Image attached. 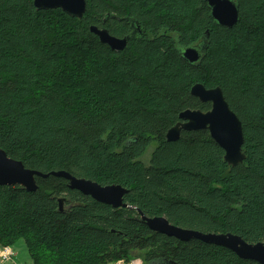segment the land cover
Masks as SVG:
<instances>
[{"label":"trees","instance_id":"trees-1","mask_svg":"<svg viewBox=\"0 0 264 264\" xmlns=\"http://www.w3.org/2000/svg\"><path fill=\"white\" fill-rule=\"evenodd\" d=\"M239 3L240 19L229 27L204 0H87L81 19L62 8L37 9L34 0H0V147L43 173L121 184L133 206L96 201L52 174L36 176V191L0 185L2 246L23 238L33 264L136 257L144 264H261L155 231L142 219L166 216L185 228L264 240V0ZM128 15L142 34L122 51L90 30L105 20L123 37L132 31ZM207 30L208 48L194 65L181 50ZM196 82L221 86L241 119L243 163L229 165L208 130L167 141L183 110L211 108L191 95ZM152 143L145 165L140 157Z\"/></svg>","mask_w":264,"mask_h":264},{"label":"water","instance_id":"water-1","mask_svg":"<svg viewBox=\"0 0 264 264\" xmlns=\"http://www.w3.org/2000/svg\"><path fill=\"white\" fill-rule=\"evenodd\" d=\"M211 9V15L221 25L232 27L240 19L239 0H204ZM37 9L48 10L62 8L73 17L82 18L87 10V0H34ZM133 31L125 36L113 35L105 25L93 24L91 32L96 34L102 43L108 44L113 50H124L130 39L142 34L139 20H132ZM209 31H205L199 43L183 47V57L194 65H198L201 57L205 54L209 45ZM191 95L198 98L202 103L210 102L211 108L204 111L199 108H187L179 115V121L167 132V141H177L184 131L208 130L211 137L225 151L224 158L231 166L243 163L246 159L244 152L243 123L236 112L230 107L221 86L207 87L202 82H196L191 87ZM0 154L11 165H6L0 172V185L21 186L28 191H36L38 183L36 176L47 177L50 174L64 177L68 180L71 189H77L83 194L91 196L96 201L112 205L113 207H130L124 201L130 189L121 184L103 185L98 181L77 177L66 170L43 173L26 167L23 161L10 157L0 147ZM59 209L67 208V198H58ZM143 221L155 231L174 236L183 241L200 239L207 243H215L234 251L242 259L255 260L264 264V240L249 242L242 236L232 232H202L195 229L175 225L166 216L148 217L142 215ZM174 264V263H170Z\"/></svg>","mask_w":264,"mask_h":264},{"label":"rangeland","instance_id":"rangeland-1","mask_svg":"<svg viewBox=\"0 0 264 264\" xmlns=\"http://www.w3.org/2000/svg\"><path fill=\"white\" fill-rule=\"evenodd\" d=\"M99 60H100V58H99ZM85 61H86V63H88V61H90V59L87 58ZM74 72H76V69L67 71L66 72V75H67L66 79L67 80L70 79L72 74H73L72 76H74ZM67 84H73V82L68 80ZM82 86H83V83L79 82L78 90L81 89ZM155 148H156V143H152L147 148L145 153L140 157V159L144 162L145 165H149L152 153L155 150ZM21 240L23 241V248H21L18 245V243H17L18 241H21ZM1 246L2 245L0 244V248H1ZM12 248L16 251V255H15L14 259H13L14 262L12 264H33L32 258L30 256L29 250H28L27 245H26V242H25V240L23 238L18 239L12 245ZM134 260H140L144 264V261H143V259L141 257H136V258H134V259H132L130 261H127L126 263H125V261L122 260V261L118 262V264H131ZM111 264H114V263H111Z\"/></svg>","mask_w":264,"mask_h":264},{"label":"built area","instance_id":"built-area-1","mask_svg":"<svg viewBox=\"0 0 264 264\" xmlns=\"http://www.w3.org/2000/svg\"><path fill=\"white\" fill-rule=\"evenodd\" d=\"M16 255V252L11 246H1L0 248V264L13 263V258ZM143 264L140 260H134L131 264Z\"/></svg>","mask_w":264,"mask_h":264},{"label":"snow or ice","instance_id":"snow-or-ice-1","mask_svg":"<svg viewBox=\"0 0 264 264\" xmlns=\"http://www.w3.org/2000/svg\"><path fill=\"white\" fill-rule=\"evenodd\" d=\"M6 165H11V161H7L3 158L2 154H0V172H3Z\"/></svg>","mask_w":264,"mask_h":264},{"label":"flooded vegetation","instance_id":"flooded-vegetation-1","mask_svg":"<svg viewBox=\"0 0 264 264\" xmlns=\"http://www.w3.org/2000/svg\"><path fill=\"white\" fill-rule=\"evenodd\" d=\"M127 22H128V24L131 26V24H132V20H138V19H136L134 16H132V15H128L126 18H124ZM140 22V21H139ZM141 23V22H140ZM132 31H133V29H132ZM132 31H130V33L132 32ZM130 33H128L127 35H129ZM127 35H125V36H127ZM125 36H123V37H125Z\"/></svg>","mask_w":264,"mask_h":264},{"label":"clouds","instance_id":"clouds-1","mask_svg":"<svg viewBox=\"0 0 264 264\" xmlns=\"http://www.w3.org/2000/svg\"><path fill=\"white\" fill-rule=\"evenodd\" d=\"M18 243V245L21 247V248H23V241L21 240V241H18L17 242ZM26 255V254H25Z\"/></svg>","mask_w":264,"mask_h":264},{"label":"bare ground","instance_id":"bare-ground-1","mask_svg":"<svg viewBox=\"0 0 264 264\" xmlns=\"http://www.w3.org/2000/svg\"><path fill=\"white\" fill-rule=\"evenodd\" d=\"M126 263V262H125ZM138 263V262H137ZM139 264V263H138Z\"/></svg>","mask_w":264,"mask_h":264}]
</instances>
